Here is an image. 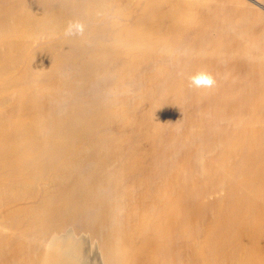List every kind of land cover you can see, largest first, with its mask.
Wrapping results in <instances>:
<instances>
[{
    "label": "bare ground",
    "instance_id": "obj_1",
    "mask_svg": "<svg viewBox=\"0 0 264 264\" xmlns=\"http://www.w3.org/2000/svg\"><path fill=\"white\" fill-rule=\"evenodd\" d=\"M0 264H264V0H0Z\"/></svg>",
    "mask_w": 264,
    "mask_h": 264
},
{
    "label": "clouds",
    "instance_id": "obj_2",
    "mask_svg": "<svg viewBox=\"0 0 264 264\" xmlns=\"http://www.w3.org/2000/svg\"><path fill=\"white\" fill-rule=\"evenodd\" d=\"M85 31V25L80 21H70L65 29L66 36L82 35ZM215 83L214 78L204 72H198L189 76V85L200 89L211 87Z\"/></svg>",
    "mask_w": 264,
    "mask_h": 264
}]
</instances>
